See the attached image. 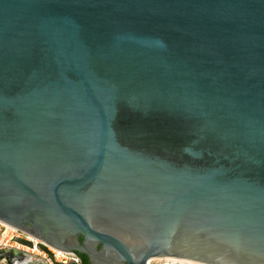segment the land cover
Wrapping results in <instances>:
<instances>
[{"label": "water", "instance_id": "1", "mask_svg": "<svg viewBox=\"0 0 264 264\" xmlns=\"http://www.w3.org/2000/svg\"><path fill=\"white\" fill-rule=\"evenodd\" d=\"M0 220L90 264H264V0H0Z\"/></svg>", "mask_w": 264, "mask_h": 264}, {"label": "rangeland", "instance_id": "2", "mask_svg": "<svg viewBox=\"0 0 264 264\" xmlns=\"http://www.w3.org/2000/svg\"><path fill=\"white\" fill-rule=\"evenodd\" d=\"M17 235H21V233L18 231L17 228L3 227L2 230H0V249H5L8 252H11L12 250H20L22 254L19 256H15L16 258L15 260L19 259L20 262H25L29 260V262H25L24 264H48L47 260L43 258V255L38 250L32 253L31 250H29L26 245H24L20 241H17L16 240ZM33 237L35 238V240L38 239L40 242L46 243L45 241H43L42 239L34 235ZM167 259H172V258H152L149 263L150 264H167V263L172 264L171 263L172 261L171 260L166 261ZM2 264H7L6 260H3Z\"/></svg>", "mask_w": 264, "mask_h": 264}, {"label": "built area", "instance_id": "3", "mask_svg": "<svg viewBox=\"0 0 264 264\" xmlns=\"http://www.w3.org/2000/svg\"><path fill=\"white\" fill-rule=\"evenodd\" d=\"M3 227L12 228V226L0 220V230H2ZM18 231L21 233L22 236L17 235L16 240L29 241L31 245L30 246L26 245L27 248L31 250L32 253L38 250L43 255V258L47 260L48 264H82V259L77 254V252L64 251L54 247L53 249L51 248L52 246L50 247V245L40 242L38 239L35 240L33 235L20 229H18ZM148 264L150 263L148 262Z\"/></svg>", "mask_w": 264, "mask_h": 264}, {"label": "flooded vegetation", "instance_id": "4", "mask_svg": "<svg viewBox=\"0 0 264 264\" xmlns=\"http://www.w3.org/2000/svg\"><path fill=\"white\" fill-rule=\"evenodd\" d=\"M25 224H26V226L27 227H29V228H32L33 230H35L36 232H39L41 235H44V234H46L44 231H42L40 228H37L30 220H28V221H25L24 222ZM85 237L82 235V234H79L78 236H77V239H78V241L80 242V243H83L84 242V239ZM95 249L97 250V251H102L103 250V246L101 245V244H98V245H96V247H95ZM181 261H183V260H181ZM184 261H186V263L184 262H180V263H177V264H187L188 262H190V261H187V260H184ZM126 264V263H125Z\"/></svg>", "mask_w": 264, "mask_h": 264}, {"label": "bare ground", "instance_id": "5", "mask_svg": "<svg viewBox=\"0 0 264 264\" xmlns=\"http://www.w3.org/2000/svg\"><path fill=\"white\" fill-rule=\"evenodd\" d=\"M16 258L14 257V262L16 263V264H24L25 262H29V260H27V261H25V262H20L19 261V259H17V260H15ZM168 260H171L172 262V264H177V263H180V262H185L186 263V261H181V260H179V259H175V258H172V259H167L166 261H168ZM149 262H150V260H149ZM168 264V263H167ZM187 264H200V263H195V262H188Z\"/></svg>", "mask_w": 264, "mask_h": 264}, {"label": "trees", "instance_id": "6", "mask_svg": "<svg viewBox=\"0 0 264 264\" xmlns=\"http://www.w3.org/2000/svg\"><path fill=\"white\" fill-rule=\"evenodd\" d=\"M44 248V246H43ZM77 254L81 257L82 259V264H90L89 258L86 254L77 252Z\"/></svg>", "mask_w": 264, "mask_h": 264}]
</instances>
